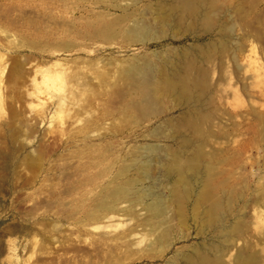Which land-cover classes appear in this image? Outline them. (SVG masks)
Listing matches in <instances>:
<instances>
[{
  "label": "rangeland",
  "instance_id": "rangeland-1",
  "mask_svg": "<svg viewBox=\"0 0 264 264\" xmlns=\"http://www.w3.org/2000/svg\"><path fill=\"white\" fill-rule=\"evenodd\" d=\"M181 1L0 0V264H264V0ZM146 64L189 100L135 110L142 76L125 73ZM148 221L170 238L130 246Z\"/></svg>",
  "mask_w": 264,
  "mask_h": 264
},
{
  "label": "bare ground",
  "instance_id": "bare-ground-1",
  "mask_svg": "<svg viewBox=\"0 0 264 264\" xmlns=\"http://www.w3.org/2000/svg\"><path fill=\"white\" fill-rule=\"evenodd\" d=\"M189 1H191L192 3H194V2H198V3H201V1L202 0H182L181 2H184L186 5H189V7H191L192 5L189 3ZM181 5H183L182 3H181ZM191 5V6H190ZM176 7V9H177V6H175ZM175 7H173V8H175ZM193 7V6H192ZM197 7V6H196ZM196 7H193V12L196 10V11H199V9L197 10L196 9ZM169 8H170V6H169ZM195 8V9H194ZM171 9H172V7H171ZM185 8H183V10H184ZM187 9H190V8H187ZM123 10V9H122ZM173 10V9H172ZM175 10V9H174ZM173 10V11H174ZM191 10V9H190ZM189 10V11H190ZM191 10V11H192ZM186 11V10H185ZM188 11V10H187ZM195 11V12H196ZM169 12V11H168ZM171 14V13H170ZM196 14V13H195ZM195 14H194V16H195ZM127 15V13H125V15H124V17L123 18H125V16ZM128 15H130V13L128 12ZM164 16L166 17V14H164ZM127 17V16H126ZM193 17V16H192ZM164 18V17H163ZM165 19V18H164ZM167 19V18H166ZM193 19H194V17H193ZM124 20V19H123ZM126 20V19H125ZM124 20V21H125ZM138 20V19H137ZM137 20H133L134 22L135 21H137ZM195 20V19H194ZM197 20V19H196ZM164 21V20H163ZM137 22H142V21H137ZM144 22V21H143ZM142 22V23H143ZM166 22V21H165ZM164 22V23H165ZM146 24V23H145ZM173 24H175V22L173 23ZM135 26V27H134ZM170 26V25H169ZM174 26V25H173ZM131 27H133L130 31H131V35H133V33L136 35V36H138V35H144L145 34V32L148 30V29H146V28H148V26L145 28V26H144V24H142V25H139L138 26V24L136 25V24H134V25H132ZM146 30V31H145ZM129 31V30H128ZM149 31H150V29H149ZM149 31H148V33H149ZM147 33V32H146ZM128 34H129V32H128ZM135 35H133V36H135ZM142 37V36H141ZM140 40H142V39H140ZM145 65V64H144ZM147 65V64H146ZM151 66V65H150ZM143 69H139V68H136V67H132V69H130L129 68V70L125 73V76L128 78V79H130V81H133L132 83L134 84V83H136L137 84V75H141L142 76V80H141V82H140V78L138 79L139 80V82L140 83H138L139 85H140V87L143 89V93L141 94L142 96H143V100L141 99V103L138 105V103L136 104V102H135V104H131L132 106H133V108H135V110H140V113L141 114H143V112L145 113V111H147V110H152V108H156L155 106L154 107H152L153 106V104H154V101L156 100L155 98H156V96L157 95H160V96H176V97H178V98H181V99H186V100H189V94L190 93H188V88L186 87V83H187V81L186 82H183V80H180L179 79V77H181V76H177V74H176V76L178 77V79H177V77H173L172 79H166V78H164L163 77V79H162V77H161V81H158V84H157V86H153L154 84H152L153 82H152V76L149 74V65H147V66H145V67H142ZM175 70L176 69H174V72H175ZM152 72V71H151ZM173 71H172V73H174ZM178 72V71H177ZM153 75V74H152ZM162 75H164V73H162ZM166 75V74H165ZM174 75V74H173ZM159 76H161V75H159ZM152 77V78H151ZM166 77V76H165ZM168 77V76H167ZM160 79V78H159ZM44 80L46 81V82H49V84L48 85H50V84H56L55 82H56V77L54 76V75H50V74H45L44 75ZM131 83V84H132ZM135 85V84H134ZM138 85V86H139ZM135 87V86H134ZM190 91V90H189ZM141 96V97H142ZM175 97V98H176ZM150 110V111H151ZM154 110V109H153ZM152 110V111H153ZM150 111H147V113L148 112H150ZM151 111V113H155L156 112V109L152 112ZM185 113V112H184ZM146 114V113H145ZM145 114H143V115H145ZM168 122V121H167ZM172 124V123H171ZM145 164V163H144ZM142 165H143V162H142ZM140 166L139 165V167H138V169L141 171V174H143V175H145L146 174V172H145V169L143 170V168H144V165L143 166ZM146 167V166H145ZM147 167H148V165H147ZM143 170V171H142ZM125 171V170H124ZM127 171V170H126ZM115 177H117V176H115ZM114 177V178H115ZM29 183V182H28ZM132 184H136V183H133V182H128V183H126V185H123V186H121L117 191H108V189H107V193H106V195L104 194V196L102 197L103 198V200H101L102 202H100L99 203V205L97 204V203H94L95 205H97V208H95V212H92L91 214H90V212H89V214H88V219H89V221H94L93 223H95V221H97V220H99V212H106L107 213V215H110V214H114V213H116V210L118 211H120V210H122V206L120 207V209H117V205L118 204H120V203H122L124 200H127L128 198H129V194H130V188H132L131 187V185ZM27 185V184H26ZM143 191H145V190H143ZM103 192H106V189H105V191H103ZM145 194H146V192H145ZM143 195V194H142ZM144 196V195H143ZM143 196H140V197H143ZM146 196H151V194L149 193H147V195ZM96 201V199L94 200V202ZM92 202V201H91ZM91 205V204H90ZM119 208V207H118ZM94 209V208H93ZM148 209L151 211V212H153L154 213V215H153V217H161L162 215H163V203H162V201L160 200V199H157V200H155L154 202H152V203H150L149 205H148ZM149 211V212H150ZM28 212V211H27ZM30 212V211H29ZM122 212V211H121ZM25 213V212H24ZM22 217H24V216H22ZM106 217V216H105ZM131 217V216H130ZM73 218V217H72ZM71 218V219H72ZM110 219H112L113 218V216H111V217H109ZM22 219H24V218H22ZM85 219V218H84ZM87 219V218H86ZM105 219V218H104ZM131 219V218H130ZM116 220V219H115ZM81 221V220H80ZM85 221V220H84ZM163 221V220H162ZM162 221L160 222L161 224H155V222H154V224H152L150 221H148L149 222V226H150V228H149V231H148V233L147 234H145L146 232H144L145 231V229H144V231L143 230H140V231H143L144 233H141L142 235L138 238V241H135L134 243H132L131 245L128 243V241H126L127 242V244H129L130 246H132V245H134V244H136V246H141L142 244H144V246L145 247H148V246H153V245H161V244H163V243H165L166 241H167V239H169L170 237V230H169V226H164L166 223H162ZM113 223H115V222H113ZM112 223V224H113ZM124 224V223H123ZM126 224L127 223H125L124 225H125V227L124 228H126L127 227V231L125 232V233H123L122 235H118V236H116L115 238L116 239H118V242H119V239H120V241L121 242H124V240H126L127 238H132L131 240H133V237H135L136 236V234H134L135 233V230L136 229H134L133 227H129V226H126ZM129 224V223H128ZM145 224V223H144ZM147 224V223H146ZM145 224V225H146ZM30 225H31V223H30ZM32 225H35V223L34 224H32ZM31 225V226H32ZM36 225H37V223H36ZM114 225H116V223L114 224ZM123 225V226H124ZM130 225V224H129ZM142 225V224H141ZM163 225V226H162ZM139 226V225H138ZM148 226V227H149ZM22 227V226H21ZM28 227V226H27ZM89 227V226H88ZM110 227V226H109ZM116 227H118L117 225H116ZM115 227V228H116ZM120 227V226H119ZM146 228H147V226H145ZM169 227V228H168ZM96 228V227H95ZM114 228V229H115ZM142 228V227H141ZM31 229V228H30ZM102 229H103V227H102ZM110 229V228H109ZM120 229V228H119ZM143 229V228H142ZM25 230V229H24ZM26 230H27V228H26ZM31 230H33V229H31ZM92 230V229H91ZM99 230H100V228H99ZM105 230V229H104ZM122 230H123V227H122ZM19 231V230H18ZM20 231H21V234H22V230L20 229ZM19 231V232H20ZM28 231V230H27ZM137 231V230H136ZM139 231V232H140ZM11 232H14L13 230L12 231H10V233ZM33 232V231H32ZM31 231H30V233H32ZM104 232V231H103ZM111 232V231H110ZM116 232V231H115ZM28 233H29V231H28ZM29 233V234H30ZM107 233V232H106ZM106 233H102V235L104 234H106ZM27 234V233H26ZM28 234V235H29ZM33 234V233H32ZM108 234V233H107ZM143 234H145V235H143ZM18 235V234H17ZM31 235V234H30ZM35 235V234H34ZM34 235H31V237H33ZM108 236H111L112 237V235H108ZM108 236H106V237H108ZM115 236V235H114ZM21 237H22V235H21ZM31 237H29V239L31 238ZM109 238V237H108ZM113 238V237H112ZM115 241V240H114ZM113 241V242H114ZM31 242V241H30ZM108 242H110L111 244L109 245V246H111V245H113L114 243L113 242H111V241H108ZM117 242V243H118ZM102 243H104V242H102ZM117 243H115V244H117ZM105 244V243H104ZM124 244H126L125 242H124ZM30 245H32V243L30 244ZM29 245V246H30ZM7 246H8V248H6L7 249V251H8V254L10 255V257H12V258H15V259H18L19 258V254L22 252V248L24 247L23 246V243L19 240V241H17V240H9L8 241V244H7ZM117 246V245H116ZM118 246H119V243H118ZM123 246V245H122ZM128 245H124V247L126 248ZM129 246V247H130ZM27 247V246H26ZM67 247V246H66ZM71 248H72V246H70ZM115 247V246H114ZM120 247V246H119ZM119 247H117V250L119 251V250H121V249H119ZM67 248H69V247H67ZM24 249H25V247H24ZM70 249V248H69ZM113 249H116V248H113ZM71 250V249H70ZM3 251H5V249H4V247H3V245L1 244V241H0V253H2ZM6 251V252H7ZM28 251V250H27ZM122 251V250H121ZM5 253V252H4ZM2 255H3V253H2ZM192 259V258H191ZM191 259L189 258L188 259V262H189V260H190V264H198V263H196V262H193L194 260L192 259V261H191ZM197 260V259H196ZM195 260V261H196Z\"/></svg>",
  "mask_w": 264,
  "mask_h": 264
}]
</instances>
